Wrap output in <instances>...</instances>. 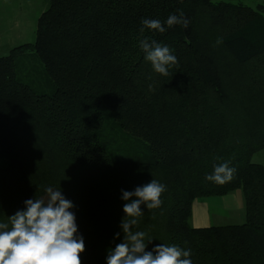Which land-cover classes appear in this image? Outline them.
Instances as JSON below:
<instances>
[{"label": "trees", "instance_id": "obj_1", "mask_svg": "<svg viewBox=\"0 0 264 264\" xmlns=\"http://www.w3.org/2000/svg\"><path fill=\"white\" fill-rule=\"evenodd\" d=\"M46 3L34 43L0 56V223L51 186L74 204L81 264H106L123 240L121 190L156 179L163 203L142 204L133 229L152 239L145 251L176 245L191 249L193 264H264V165L251 160L264 148V2ZM180 10L187 28H168ZM144 18L166 31L141 32ZM144 39L176 56L168 76L145 60ZM25 52L38 58L44 82L20 76L30 66L19 65ZM224 162L233 180L207 181ZM236 190L244 222L192 225L195 200Z\"/></svg>", "mask_w": 264, "mask_h": 264}, {"label": "clouds", "instance_id": "obj_2", "mask_svg": "<svg viewBox=\"0 0 264 264\" xmlns=\"http://www.w3.org/2000/svg\"><path fill=\"white\" fill-rule=\"evenodd\" d=\"M141 23V32L145 28L160 33L166 31L158 19L144 18ZM164 23L168 28L174 25L187 28L189 21L180 10L179 15H169ZM216 43H222V39L218 38ZM140 47L154 71L168 76L169 68L177 63L169 47L148 39L141 40ZM235 172L229 162H224L214 165L213 173L205 179L223 185L233 180ZM44 191V197L24 201L25 208L8 217L9 223H0V264H81L80 254L85 250V243L83 236L77 235L76 215L71 211L73 202L51 186ZM165 191L166 186L156 179L133 191L121 190V199L126 202L123 206L125 216L120 224L123 240L109 248L106 264H193L191 249L160 244L145 251L152 239L146 243V232L133 231L143 215L141 205L145 204L149 211L160 208L161 194ZM119 236L118 232L114 238Z\"/></svg>", "mask_w": 264, "mask_h": 264}, {"label": "rangeland", "instance_id": "obj_3", "mask_svg": "<svg viewBox=\"0 0 264 264\" xmlns=\"http://www.w3.org/2000/svg\"><path fill=\"white\" fill-rule=\"evenodd\" d=\"M223 1H241L252 7L264 2V0ZM46 6V0H0V56L6 55L12 47L18 44L34 43L37 19L41 12L45 10ZM28 53L25 52L20 55V57H26L25 62L19 57V65L27 66V63H30V66L20 71V76L22 78H34L35 84L44 82L45 76L39 72L42 66L38 58L33 52ZM251 160L264 165V148L254 152ZM218 201L221 202L220 206L215 205L213 202L210 205L211 216L214 220L213 225L244 222L245 213L240 190L234 191L231 196L228 194L221 195Z\"/></svg>", "mask_w": 264, "mask_h": 264}, {"label": "crops", "instance_id": "obj_4", "mask_svg": "<svg viewBox=\"0 0 264 264\" xmlns=\"http://www.w3.org/2000/svg\"><path fill=\"white\" fill-rule=\"evenodd\" d=\"M232 193H229L228 195L231 196ZM219 198L220 196L206 197L195 200L192 203L191 223L193 226L204 227L213 225L214 220L211 216L210 205L211 202H213L215 205L220 206L221 202L218 201Z\"/></svg>", "mask_w": 264, "mask_h": 264}]
</instances>
